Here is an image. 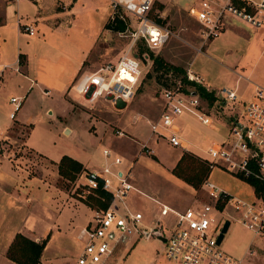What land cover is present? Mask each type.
<instances>
[{"label": "rangeland", "instance_id": "1", "mask_svg": "<svg viewBox=\"0 0 264 264\" xmlns=\"http://www.w3.org/2000/svg\"><path fill=\"white\" fill-rule=\"evenodd\" d=\"M195 1L154 0L153 4L156 12L158 13L160 11L163 15L159 20L168 26L172 34L160 50L152 51L163 57L165 61L181 66L184 72H186V64L191 59L193 52L203 51L205 45L210 41V39L202 41L198 22L187 12V3L195 4ZM52 3L53 0H45V8L40 9L36 0H22L21 4H19V10H29L33 15L36 13V15H40V18H42L43 14L56 12L62 5L60 3L53 5ZM15 5V3L10 2L6 5L4 3L2 7L5 13H13L17 7ZM65 5L61 21L65 23V18L73 19L77 24L75 28L59 27V36H54L49 31V24L52 23V20L44 22L38 19L35 35L31 36L23 30H20L21 34L18 37L19 43L33 45L35 40L39 38L43 43L46 42L48 46L59 49V46L62 45L61 36L64 37L66 31H73L74 35H76V32L81 34L82 32L95 31V33L100 32V36L88 60L85 62L86 68L96 69L105 62L114 61L129 42L135 22L133 17H130L129 28L127 27L123 31L111 29L103 31V23L113 11L108 0H70ZM72 5L76 9L74 15L71 13L67 14L69 7H72ZM26 18L28 20L32 19V15ZM262 28L264 30V25L256 35L258 42L255 50L247 53L240 62H236L238 63L237 66H234L235 62H232L231 58L227 56L222 57L220 63L218 59H210L205 54H200L195 57L194 66L205 68L208 72V77L215 79L216 87H220L221 84L234 85L237 71L245 75L250 74L251 78L255 77L256 73H253L252 70L250 71V66L254 62L256 53L260 51L262 40L264 44V31ZM2 30L8 33V40L6 38L7 44L14 48L15 42H17L14 24H9L5 28H2ZM142 50V48L138 49L139 52ZM263 62L264 55L259 61L258 66H264ZM232 67H234L233 70L231 69ZM142 68L143 72L136 86L135 93L127 103H116L113 105L108 99L102 96L93 102H88L81 94L73 89L72 84V90L69 92L71 97L75 99V101L71 100L73 108L78 111L85 110L86 113H81L77 116H66L71 127L69 131H66L62 129L60 117L55 112L54 114H50L48 111L45 112L43 108L42 112L35 118L36 125L31 135V142L52 157H59L62 153L88 157L90 165L99 164L103 157V147H118V151L124 157L133 159L134 161L142 158L144 154H154L152 147L147 145L143 140L149 136L151 138L150 140L154 141V134L151 132L149 122L156 120L162 108V103L159 99L160 91L163 86L168 84L169 80L184 78L185 73L179 71H172L171 73L170 71L164 72L155 69L153 64L149 63L145 65L143 63ZM249 83L245 77L240 78L237 87L238 94L242 95L246 88L250 86ZM191 87H193L192 84H186V88ZM198 92L200 100L205 105V109L211 112L214 123L212 125L202 124L195 116L188 113L179 115L176 121L180 126L182 137L189 144V149L184 150L202 157L201 154L204 155V148L215 142L219 143L223 141L228 135V118L234 114L240 118L242 117L240 116L241 105H238L237 101L234 102L235 106L232 108L228 104L221 108L220 101L217 97L213 100L212 104H209V99L199 89ZM2 110L0 109V112ZM117 130H122L123 134L119 135ZM29 132L30 125H24L16 121H13L7 129L0 132V155L10 159L12 167L17 171L15 187L21 196L19 200H23L25 203L27 202L25 201L26 197L30 196L28 193L20 192V190L24 189V180L28 176H37L38 174V176L45 177L44 181L46 184L49 183L52 187L56 185V187L62 189L64 195V200L62 201H65V199L69 201L74 198L92 207L93 205L86 203V187L83 183V178L79 176V173L83 169L73 179L61 176L52 159L26 147L24 142ZM161 141L160 139V146L157 147V150L163 158L166 157L169 159L170 157H174L181 149L179 146L173 148L166 147ZM151 157L154 158L153 156ZM130 171L132 179L141 191L132 190L129 192L127 199L128 207L133 210H140L143 214V220L148 224L153 223L157 217V204L150 196L160 197L165 192V188L171 187L173 190L176 189L186 194V200L190 197L188 189L175 186L171 182L165 181L160 171H156L155 167L150 168L146 166L142 159L131 164ZM211 179L219 186L229 188L231 193H237L244 197L251 196L250 186L218 167L213 168ZM238 189H240V192H236ZM82 192L86 194L84 198L78 194ZM194 196L200 201L209 200L204 185L196 189ZM119 207H122V205H119ZM69 212L73 219V225H78L79 223L84 224L92 216V210L84 204L71 206ZM231 212L235 213L230 202H228L222 215L225 216ZM213 213L216 216L219 215L216 211ZM74 229L71 235L78 232V228ZM165 232L168 231L165 230ZM71 235L70 237L68 235L69 239L67 238L66 244H64L63 250L66 258L63 264H73L76 255L81 249L79 245L83 242L82 238L77 237L75 239ZM251 236L252 233L241 222L234 220L224 235L221 247L224 251L232 255H241ZM134 240L131 243L128 242L120 245L106 264H179L176 260L169 259L164 255V242L156 234L150 235L147 238L139 236ZM259 241L262 242L260 238L256 237L255 244L259 243ZM257 259L258 257L251 258L255 263L258 261ZM261 262L264 264V258Z\"/></svg>", "mask_w": 264, "mask_h": 264}, {"label": "built area", "instance_id": "2", "mask_svg": "<svg viewBox=\"0 0 264 264\" xmlns=\"http://www.w3.org/2000/svg\"><path fill=\"white\" fill-rule=\"evenodd\" d=\"M239 1L241 3L235 0H196L195 4L189 6L188 13L198 22L202 41L220 34L227 15H233L253 27L263 24L264 0ZM108 2L112 10L120 9L129 20L133 17L135 22L129 42L114 61L105 62L94 70L79 74L72 84L73 89L88 102L102 96L115 105L117 102L126 103L133 97L143 72L142 64L152 63L149 51L163 46L172 31L159 20V15L156 16L154 0ZM18 28L32 35L35 33L34 20L18 21ZM141 45L144 49L139 52ZM10 69L15 72L20 70L18 65L13 67L0 60V88ZM192 82L194 86L186 88V84L191 85ZM199 84H203V78L187 68L184 78L169 80L162 87L163 108L156 120L149 122L156 139L187 149V142L180 134L176 121L179 115L188 113L202 124L214 123L211 112L205 109L200 100L196 89ZM209 91L219 99L220 107L228 104L232 108L237 101L241 105L242 118L232 115L228 135L223 141L204 148L205 157L211 169L224 168L248 182L252 186L251 196L231 193L208 176L202 184L208 194V201L198 200L184 208H177L150 196L157 204V217L153 223L148 224L143 220L140 210L129 208L125 202L130 191H141L132 179L131 164L122 167L123 156L110 147H103V157L98 167L84 168L79 176L83 178L86 193L96 195L98 189H103L111 193V200L106 207H91L92 216L78 232V237L83 242L73 264H106L120 245L131 243L136 237L147 238L153 234L164 242V255L179 264H262L251 260L259 257V251L252 242L247 245L244 254L235 256L224 251L221 247L223 239L217 242V238L224 220L229 218L241 222L252 233L253 238L258 237L264 241V188L257 191L248 180L255 177L264 187V87L255 85L251 97L243 101L239 98L236 86L222 85ZM23 100V95L9 96L10 119L16 118ZM117 133L120 135L123 131L117 130ZM78 194L83 198L86 195L84 192ZM116 200L121 204L114 205ZM218 202L224 203L222 209L218 207ZM228 202L235 213L224 216L222 213ZM214 211L219 215L216 216Z\"/></svg>", "mask_w": 264, "mask_h": 264}, {"label": "crops", "instance_id": "3", "mask_svg": "<svg viewBox=\"0 0 264 264\" xmlns=\"http://www.w3.org/2000/svg\"><path fill=\"white\" fill-rule=\"evenodd\" d=\"M69 1L70 0H53V5H55V3H60V5L62 4L61 7L58 8L56 12L43 14L42 18H40V15H36V13H34L35 15H33V13H30L31 11L29 10L20 11L19 4H21L22 0L12 2L17 5L13 13H5L2 5L4 3L6 5L10 2L0 0V55L2 56H0V60L10 63L13 67L18 65L20 68L18 72H15L13 69L8 70L5 75L4 84L0 88V109H3L2 112H0V124L2 126V131L7 129L13 121L24 125H30V132L24 142L26 147L34 152L48 156L55 162L56 166V162L60 159V157L63 154L68 153H62L59 157H52L49 156L46 152L40 150V148L36 144L31 142V135L36 125L35 118L39 113L42 112L43 108L45 109V112L48 111L50 114H54L55 112L62 121V129H68L67 131H69L71 127L66 116H77L81 113H86L85 110L78 111L73 108V103L71 102V100L75 101V99L71 97L69 91L72 90V83L79 74L95 69L88 67L86 68L85 62L86 60H88L90 53L93 51L98 37L100 36V32L95 33V31H87V33L82 32L81 34H78L76 31H74L76 32V35H74L73 31H66L64 33V37L61 36L62 45L59 46V49H54L53 47L48 46L46 42L43 43L41 40H39V38L35 40L33 45L19 43L18 37H20L21 32L18 28V21L29 22L34 20L36 33V25H38L36 22H38V19L44 22H47V20H52V23L49 24V31L52 32L54 36H59V27H69V29H71L75 28V26L77 25L75 20L70 18H65V23L61 21L62 13L64 12L63 10L66 6L65 4H67ZM37 4L40 9H44L46 6L45 0H39ZM192 4L193 3H187L188 8ZM75 11L76 9L74 8V5H72V7H69L67 14L71 13L74 15ZM31 15L32 19L28 20L26 17H29ZM157 15H159L158 18L163 16L160 11L158 13L156 12V16ZM262 18L263 24L259 27H253L233 15L225 16L223 28L220 34L210 39V41L205 45L203 51L195 53L193 52V54L191 55V59H189V61L187 62L188 65L186 64L187 68H190L194 73L203 78V84H199L200 86H203L207 91H209L210 89L215 90L219 87L215 86L216 83L214 78L208 77V72L205 68H198L194 66L195 57L199 56L200 54H205L210 59H218V62L221 63V58L227 56L228 58H231L232 62H235L234 66H237L238 63L236 62H240L247 53L255 50L256 44L258 42V38L256 35L261 31V27H263L264 25V14L262 15ZM105 22L102 26L103 31L108 30L104 27ZM9 24H14L16 29L17 42H15L14 48L7 44L8 33L5 30H2V28H5V26ZM35 33L31 36L35 35ZM161 48L162 46L156 50H160ZM263 55L264 44L262 40L260 51L256 53L254 62L252 66H250V71L252 70L253 73H256L255 77L251 78L250 74L245 75L242 72L234 71L237 73V76L234 85L231 86L238 87V80L243 77H245L246 80L250 82V86L246 88L243 94H239V98L242 101L247 100L251 97L255 85L264 87V66H258L259 61L261 60ZM234 59L235 61H233ZM233 68L234 67H232L231 69L233 70ZM170 71L172 72V70ZM192 86H194L193 83ZM220 86H222V84ZM12 94L24 96L22 106L17 112L16 118L13 120L8 117V111L11 108V105L9 103V96ZM213 96H215L214 93ZM159 99L162 103L163 108L161 91ZM119 103L124 102H117V104ZM212 103L213 102H210L209 104ZM221 107L223 106L221 105ZM232 117L233 116H230V118H228V124ZM177 125L180 129L178 123ZM150 139L151 138L147 136L143 141L147 145L152 147L154 151L153 155L155 156L154 158L151 157L152 154H144L142 158H138L134 161L133 159L124 157L120 153V151H118V147H114L112 149L123 156L122 167H126L128 163L133 164L136 163L137 160L139 161L142 159L146 166L150 168L155 167L156 171H160L165 181L169 183L171 182L175 186L188 189L190 193V197H188V199L186 200V194L181 193L176 189L173 190L171 187H167L164 189L165 192H163L160 197L156 196L160 200L177 208H184L188 205H191L195 201H198L199 199L194 196L196 189L171 172L172 167L175 165L184 149L180 147L181 149L174 157H170L169 159H167L166 157L163 158L157 150V147L160 146V139H156V137H154V141H151ZM161 140V142L165 144L166 147H177L168 144L163 139ZM185 142L187 141L185 140ZM187 147L189 149L188 142ZM69 155L80 160L85 168H95L99 165H90L88 157L75 156L72 154ZM201 155L202 157L206 158L205 152L204 155ZM219 169L225 172H229L224 168ZM212 171L213 168L210 170L208 175L210 178ZM229 173L239 181L252 187L248 182H245L242 179L236 177L231 172ZM16 177L17 171L12 167L11 160L0 155V264H18L8 258L6 255L7 247L12 241L16 232H22L35 240H40L46 236H49L46 245L42 250L40 261L36 264H63V261L66 258L63 249L64 244H66L67 238L69 239L74 228H78L79 232L80 227L83 225L81 223H79L78 225H73V219L70 215L69 209L71 208V206L76 204H84L90 209L91 207L84 202L74 198L69 201L66 199L65 201H62L64 200L62 189L56 187V185L52 187L49 183L46 184V182L44 181L45 177L38 176V174L37 176H28L24 180V189L20 190V192L30 194L29 197H26L25 201L27 202L24 203L23 200H19L21 196L19 194V191L15 187ZM226 189L229 190V188ZM236 192H240V189H238ZM127 199L128 196L125 199V202L128 205ZM185 200L186 202H184ZM118 203L121 204L116 200L114 202V205L117 206ZM232 221L234 220L230 219V224ZM78 232L71 236L76 239L78 237ZM260 240L262 242L259 241V243L255 244L256 237L253 238L251 236L246 243L248 245L250 242H252L258 251L261 250L257 259L258 261L256 263H262L261 260L264 258V241L261 238ZM247 245H245V248L241 255L244 254ZM81 247L82 244L79 245V248ZM112 256L113 254L111 255V257ZM111 257L109 258V260L111 259Z\"/></svg>", "mask_w": 264, "mask_h": 264}, {"label": "trees", "instance_id": "4", "mask_svg": "<svg viewBox=\"0 0 264 264\" xmlns=\"http://www.w3.org/2000/svg\"><path fill=\"white\" fill-rule=\"evenodd\" d=\"M235 2L241 3L239 0H235ZM129 26L128 17L120 9L113 10L104 24L106 29L115 31H123L125 28H129ZM141 48L144 49L142 45L139 49ZM149 55L152 59L154 68L157 70H162L164 72H168L170 70L175 72H184L180 66L165 61L163 57L151 50L149 51ZM196 89H199L210 102H213L215 99L213 92L207 91L203 86L197 85ZM152 156L155 157L153 154ZM56 163L59 174L68 179L75 178L77 173L81 169L85 168L80 160L70 156L69 154H63ZM210 170L211 168L209 167V163L206 158L196 156L190 151L183 150L181 156L172 167L171 172L192 185L194 188L198 189L208 177ZM248 180L254 185L257 191L260 188H264L262 183L257 178L250 177ZM96 193V195L93 193H87V199H85L87 202H85L90 205L106 207L111 200V193L103 189H98ZM101 197H104V199H101ZM223 206V202H218V207L220 209H222ZM48 237L49 236H46L40 240H35L22 232H16L7 247L6 255L18 264H36L40 261V256L44 246L46 245Z\"/></svg>", "mask_w": 264, "mask_h": 264}, {"label": "water", "instance_id": "5", "mask_svg": "<svg viewBox=\"0 0 264 264\" xmlns=\"http://www.w3.org/2000/svg\"><path fill=\"white\" fill-rule=\"evenodd\" d=\"M67 130L68 129H66V131ZM229 225H230V219L229 218H226L224 220L223 225H222L221 232L218 235L217 242H220L223 239L224 233L228 230Z\"/></svg>", "mask_w": 264, "mask_h": 264}]
</instances>
